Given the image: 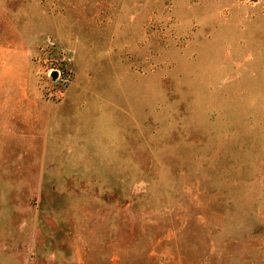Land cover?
<instances>
[{"label": "rangeland", "instance_id": "374dc122", "mask_svg": "<svg viewBox=\"0 0 264 264\" xmlns=\"http://www.w3.org/2000/svg\"><path fill=\"white\" fill-rule=\"evenodd\" d=\"M0 264H264V0H0Z\"/></svg>", "mask_w": 264, "mask_h": 264}, {"label": "water", "instance_id": "95a60500", "mask_svg": "<svg viewBox=\"0 0 264 264\" xmlns=\"http://www.w3.org/2000/svg\"><path fill=\"white\" fill-rule=\"evenodd\" d=\"M57 73L56 72H54V75H56Z\"/></svg>", "mask_w": 264, "mask_h": 264}]
</instances>
